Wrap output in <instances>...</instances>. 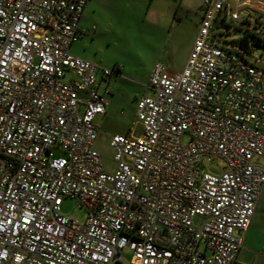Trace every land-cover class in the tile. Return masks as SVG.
Listing matches in <instances>:
<instances>
[{
    "label": "built area",
    "instance_id": "1",
    "mask_svg": "<svg viewBox=\"0 0 264 264\" xmlns=\"http://www.w3.org/2000/svg\"><path fill=\"white\" fill-rule=\"evenodd\" d=\"M87 1L0 0V264H237L264 190V69L212 30L264 4L204 1L184 67L155 64L140 131L111 137L110 173L93 119L118 72L69 51Z\"/></svg>",
    "mask_w": 264,
    "mask_h": 264
},
{
    "label": "rangeland",
    "instance_id": "2",
    "mask_svg": "<svg viewBox=\"0 0 264 264\" xmlns=\"http://www.w3.org/2000/svg\"><path fill=\"white\" fill-rule=\"evenodd\" d=\"M203 1L97 0L96 5L93 4V7L87 9L84 24L88 26L85 27L88 35L77 45L85 48V56L89 61L106 68L119 67L123 75V78L113 82V95L109 96L107 114L96 115L93 119L94 125L98 127L94 149L102 157L105 172L112 173L115 168L110 139L130 130L134 121L135 99L146 92L143 85L147 84L153 66L161 63L168 71L175 72L184 65L194 26L201 19ZM254 1L264 4V0ZM225 3L227 0H223L224 5ZM253 10L240 8L237 21L227 15L225 23L212 30V33L218 35V40L213 44L232 50L235 42L243 37L245 30L264 39V14ZM175 13L176 21L180 20L181 23L170 29ZM223 17L224 12L217 22H221ZM245 58L254 66L264 69L263 48H255L251 53H246ZM139 130L135 129L136 132ZM204 163L206 169L221 171L223 168L218 161L204 160ZM61 211L68 216H74L79 224L84 223L87 217L86 209L77 207L70 198L64 199ZM251 232L253 240L249 244L262 247L264 217L259 226H253ZM258 249L255 250V260L251 261V254H248L250 249L245 247L239 255L240 263L264 264V253ZM123 256L124 262H127L128 255L124 253Z\"/></svg>",
    "mask_w": 264,
    "mask_h": 264
},
{
    "label": "crops",
    "instance_id": "3",
    "mask_svg": "<svg viewBox=\"0 0 264 264\" xmlns=\"http://www.w3.org/2000/svg\"><path fill=\"white\" fill-rule=\"evenodd\" d=\"M152 1L153 0H151V2ZM204 1H203V3H204ZM93 4L96 5L97 4V0H88L87 3H86V5H85V8H84V11H83V14H82V18H81V26H83V27H88V26H86L84 24L85 23L84 17H85V13H86L87 9L93 7ZM177 11H176V13H177ZM176 13H175V16H174V19L175 20H173L171 22L170 29H173L176 26L175 24L181 23L180 20H177L176 21V19H177ZM201 16H202V10H201ZM197 29H198V25L194 26L193 34H192V36H191V38L189 40V42H190V44L188 45L189 46V51H188L187 55L184 58L185 62H186L187 56H188V54H189V52H190V50L192 48V45L194 43V40H195V37H196V34H197ZM87 35L88 34L86 33L76 43H74L70 47L69 51H70L71 54H73L75 56H78L80 58L86 59V60L89 61V58L85 56L87 54L85 48L82 47V46L77 45ZM185 62H184V65H185ZM92 63L97 64V65H99L101 67H104V66H102L99 63H95V62H92ZM184 65L182 66V68L184 67ZM104 68H106V67H104ZM106 69H113L114 71H117L118 73L112 75L111 77H107L105 79L104 78L102 79V77H100L101 84H100L99 91L102 94H104L106 96V98H107V104H106V107H105V113L102 116H105L107 114V105L110 103L109 96L110 95H113V88H112L113 82H115L119 78H123L122 72H121V70H120L119 67L113 66L111 68H106ZM149 76H150V74H149ZM148 80H149V77H148ZM143 87L146 89V92H144V94H142L141 96L147 95V94H150L151 93L150 89L148 88V81H147V84L143 85ZM106 90H107V92H106ZM141 96H139L138 98H140ZM138 98L135 99V102H136V100ZM136 128H139L140 129L139 126H134V127L131 126L130 130L127 133L136 132L135 131ZM127 133H125V134H127ZM263 217H264V190L262 192V196H261V198H260V200L258 202L257 208H256L255 213H254V216H253V218H252V220L250 222V225L248 227V230H247V232L245 233V235L243 237V241H244V239H246L245 242H244V248L245 247H248L250 249V250H248V254H251V261H254L255 260L256 255H257V252H255V250L258 249V247H259V246H255V245H250L249 244V242L253 240L251 229L253 228V226L254 227L259 226V224L262 222ZM244 248H243V243H242L241 250L239 251L238 256H237V260H236L237 261V264H241L240 261H239V255L241 254V252L243 251ZM258 250H260L261 253H264V242L262 244V247L260 246ZM124 253H126L128 255V257H129V253H127V252H124ZM123 254H122V256H123Z\"/></svg>",
    "mask_w": 264,
    "mask_h": 264
},
{
    "label": "trees",
    "instance_id": "4",
    "mask_svg": "<svg viewBox=\"0 0 264 264\" xmlns=\"http://www.w3.org/2000/svg\"><path fill=\"white\" fill-rule=\"evenodd\" d=\"M238 48L242 50L245 54L251 53L255 48L264 49V39L256 36L250 32H244L243 37L235 42ZM233 45V46H234Z\"/></svg>",
    "mask_w": 264,
    "mask_h": 264
}]
</instances>
